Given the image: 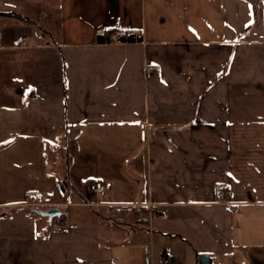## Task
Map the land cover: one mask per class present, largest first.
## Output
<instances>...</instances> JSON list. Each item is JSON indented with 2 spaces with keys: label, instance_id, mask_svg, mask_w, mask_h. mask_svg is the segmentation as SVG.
<instances>
[{
  "label": "crops",
  "instance_id": "obj_1",
  "mask_svg": "<svg viewBox=\"0 0 264 264\" xmlns=\"http://www.w3.org/2000/svg\"><path fill=\"white\" fill-rule=\"evenodd\" d=\"M201 255L264 264V0H0V264Z\"/></svg>",
  "mask_w": 264,
  "mask_h": 264
},
{
  "label": "built area",
  "instance_id": "obj_2",
  "mask_svg": "<svg viewBox=\"0 0 264 264\" xmlns=\"http://www.w3.org/2000/svg\"><path fill=\"white\" fill-rule=\"evenodd\" d=\"M96 36H99L100 39L106 43V44H125V42H139L143 40V34H141L140 31L138 32H129L127 30H98ZM25 40L21 37H18L14 40L13 46L17 47H23L25 46ZM145 125L144 122H142L139 126L140 128H143ZM102 183L98 180L91 181L88 185V189L92 190V192L98 194L102 191ZM230 194H232L231 188L228 186H221L218 190L217 195V204L227 206L231 211H235L239 204L231 201ZM23 205L29 206V207H35L37 209H44L48 206H51V204L46 201H44V198L41 194L35 193L34 195H27L25 198V201L23 202ZM66 206H69L71 204H65ZM69 215V211L62 209L60 215H56L55 218L56 221H53V219H50L51 224L53 227L58 230L59 232H70L71 229L75 228L77 226L76 223L71 222L67 217Z\"/></svg>",
  "mask_w": 264,
  "mask_h": 264
},
{
  "label": "water",
  "instance_id": "obj_3",
  "mask_svg": "<svg viewBox=\"0 0 264 264\" xmlns=\"http://www.w3.org/2000/svg\"><path fill=\"white\" fill-rule=\"evenodd\" d=\"M37 213L46 216L47 218H52L56 215H60L61 211L58 208H51L49 207L48 209H36ZM198 262L199 264H211V260L209 257L206 255H201L198 257Z\"/></svg>",
  "mask_w": 264,
  "mask_h": 264
},
{
  "label": "rangeland",
  "instance_id": "obj_4",
  "mask_svg": "<svg viewBox=\"0 0 264 264\" xmlns=\"http://www.w3.org/2000/svg\"><path fill=\"white\" fill-rule=\"evenodd\" d=\"M64 208V207H63Z\"/></svg>",
  "mask_w": 264,
  "mask_h": 264
},
{
  "label": "trees",
  "instance_id": "obj_5",
  "mask_svg": "<svg viewBox=\"0 0 264 264\" xmlns=\"http://www.w3.org/2000/svg\"><path fill=\"white\" fill-rule=\"evenodd\" d=\"M54 219V218H53Z\"/></svg>",
  "mask_w": 264,
  "mask_h": 264
}]
</instances>
